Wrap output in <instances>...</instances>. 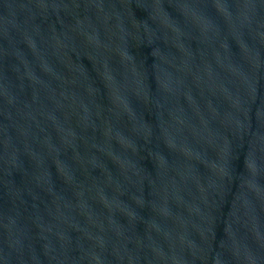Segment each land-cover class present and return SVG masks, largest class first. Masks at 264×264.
Returning <instances> with one entry per match:
<instances>
[{
	"label": "water",
	"instance_id": "95a60500",
	"mask_svg": "<svg viewBox=\"0 0 264 264\" xmlns=\"http://www.w3.org/2000/svg\"><path fill=\"white\" fill-rule=\"evenodd\" d=\"M0 264H264V0H0Z\"/></svg>",
	"mask_w": 264,
	"mask_h": 264
}]
</instances>
